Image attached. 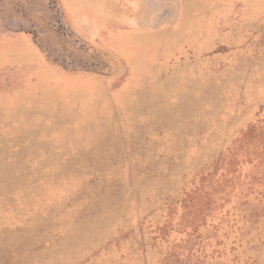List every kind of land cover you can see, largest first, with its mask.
<instances>
[{
	"label": "rangeland",
	"instance_id": "obj_1",
	"mask_svg": "<svg viewBox=\"0 0 264 264\" xmlns=\"http://www.w3.org/2000/svg\"><path fill=\"white\" fill-rule=\"evenodd\" d=\"M0 264H264V0H0Z\"/></svg>",
	"mask_w": 264,
	"mask_h": 264
},
{
	"label": "crops",
	"instance_id": "obj_2",
	"mask_svg": "<svg viewBox=\"0 0 264 264\" xmlns=\"http://www.w3.org/2000/svg\"><path fill=\"white\" fill-rule=\"evenodd\" d=\"M85 18V17H84ZM84 18H81V19H84ZM79 22H82V20H79Z\"/></svg>",
	"mask_w": 264,
	"mask_h": 264
}]
</instances>
